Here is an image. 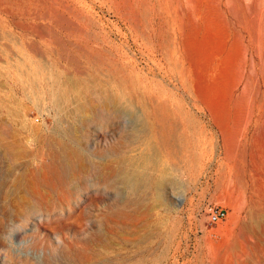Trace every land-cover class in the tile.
I'll return each mask as SVG.
<instances>
[{
	"label": "rangeland",
	"instance_id": "rangeland-1",
	"mask_svg": "<svg viewBox=\"0 0 264 264\" xmlns=\"http://www.w3.org/2000/svg\"><path fill=\"white\" fill-rule=\"evenodd\" d=\"M0 264H264V0H0Z\"/></svg>",
	"mask_w": 264,
	"mask_h": 264
},
{
	"label": "bare ground",
	"instance_id": "bare-ground-1",
	"mask_svg": "<svg viewBox=\"0 0 264 264\" xmlns=\"http://www.w3.org/2000/svg\"><path fill=\"white\" fill-rule=\"evenodd\" d=\"M99 48V47H98ZM111 106V105H110ZM93 107V106H92ZM112 107V106H111ZM138 128V127H137ZM140 128V127H139ZM14 130V129H13ZM129 131V130H128ZM152 139V138H151ZM147 141V140H146ZM21 144V143H20ZM21 146H23V144L21 145ZM28 146V145H27ZM29 147V146H28ZM61 148H63V151H62V156L60 155V157H58L59 159L61 158V160H59V162L60 163H63L64 165H68V166H70V168H72L73 170H75V171H79V169H80V167H78V165L75 163L76 161V158L79 156V151L78 150H76V149H72V150H70L69 148H67V147H63V146H60ZM14 148V147H13ZM12 147H11V149H13ZM9 149V148H8ZM7 149V150H8ZM16 149V148H15ZM26 149V148H25ZM23 147H17V154H19L20 156L21 155H23V153H25L26 152V150H25ZM45 150V149H44ZM62 150V149H61ZM9 151H10V149H9ZM35 151V150H34ZM34 153V152H33ZM15 154V153H14ZM13 155V154H12ZM55 156V155H54ZM56 159V158H55ZM55 162H57V161H55ZM30 168V165H26L25 166V168ZM50 168H51V173H53L54 171H56L55 172V174H56V176L57 175H59L60 173H59V171L57 170V168H55V165L54 164H51V166H50ZM30 170V169H29ZM44 171V170H43ZM25 173V172H24ZM23 173V174H24ZM35 175V174H34ZM133 177L130 179V184H131V186L132 187H134V188H139V189H144V188H147L148 187V184H147V182L148 181H146V179L144 180L143 178H141V177H139V176H135V175H132ZM127 181H128V179H127ZM29 182V181H28ZM166 182H168L167 181V177H165V175L164 176H162L161 178H159L158 180H156L155 182H154V186H153V188L156 190V197L157 198H154L155 200L156 199H159L161 196H162V193H163V189H164V187L166 186ZM120 186V185H119ZM21 190V189H20ZM136 190V189H135ZM26 191V190H25ZM142 191V190H141ZM164 194V193H163ZM162 198H163V196H162ZM161 199V198H160ZM158 201V200H157ZM162 206V205H161Z\"/></svg>",
	"mask_w": 264,
	"mask_h": 264
},
{
	"label": "built area",
	"instance_id": "built-area-1",
	"mask_svg": "<svg viewBox=\"0 0 264 264\" xmlns=\"http://www.w3.org/2000/svg\"><path fill=\"white\" fill-rule=\"evenodd\" d=\"M208 221L211 224L218 223L227 218L228 212L225 208L211 206L207 208Z\"/></svg>",
	"mask_w": 264,
	"mask_h": 264
}]
</instances>
